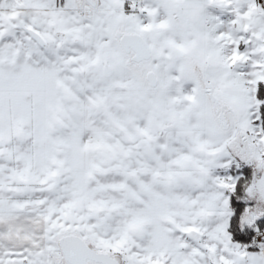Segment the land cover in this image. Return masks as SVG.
<instances>
[{"label": "snow or ice", "instance_id": "6c2138e0", "mask_svg": "<svg viewBox=\"0 0 264 264\" xmlns=\"http://www.w3.org/2000/svg\"><path fill=\"white\" fill-rule=\"evenodd\" d=\"M0 264H264V0H0Z\"/></svg>", "mask_w": 264, "mask_h": 264}]
</instances>
